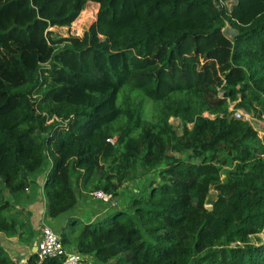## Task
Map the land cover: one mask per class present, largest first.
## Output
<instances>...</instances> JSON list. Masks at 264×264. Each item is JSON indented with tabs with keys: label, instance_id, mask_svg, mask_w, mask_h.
I'll use <instances>...</instances> for the list:
<instances>
[{
	"label": "trees",
	"instance_id": "16d2710c",
	"mask_svg": "<svg viewBox=\"0 0 264 264\" xmlns=\"http://www.w3.org/2000/svg\"><path fill=\"white\" fill-rule=\"evenodd\" d=\"M90 1L83 36L53 31ZM231 105L264 120V0H0V233L31 232L17 205L47 160L53 219L156 172L66 224L82 264H264V139Z\"/></svg>",
	"mask_w": 264,
	"mask_h": 264
},
{
	"label": "crops",
	"instance_id": "0c3cea01",
	"mask_svg": "<svg viewBox=\"0 0 264 264\" xmlns=\"http://www.w3.org/2000/svg\"><path fill=\"white\" fill-rule=\"evenodd\" d=\"M47 172L41 173L39 176L40 188L37 192L27 191L24 193L25 203L23 205H17L18 208L23 210L27 220L31 224V232L24 230L20 231V235L8 236L5 233H0V243L7 250L10 256L17 262H26L30 255L37 252L36 247L40 238V231L42 224L47 223L56 229L58 233H61L66 224L72 220V218H79L85 223H95L102 220L110 212L114 211L115 206L111 207L102 201L93 199L91 196L80 197L78 205L70 212L50 221L47 216L48 201L43 190V184L46 179ZM124 185V184H123ZM122 187H120L121 190ZM119 190V192H120ZM121 195L118 193L117 197ZM122 196H119V198ZM120 207V205H119ZM122 208L125 209V204ZM49 218V219H48ZM55 223V224H54ZM68 248L75 250L74 245L67 246ZM85 258L84 255H82ZM92 258L91 256H87Z\"/></svg>",
	"mask_w": 264,
	"mask_h": 264
},
{
	"label": "built area",
	"instance_id": "2783aa9c",
	"mask_svg": "<svg viewBox=\"0 0 264 264\" xmlns=\"http://www.w3.org/2000/svg\"><path fill=\"white\" fill-rule=\"evenodd\" d=\"M230 110L234 111L236 118L249 121L258 131L260 136L264 139V120L257 118L252 113L247 112L243 108L235 109L234 105H231ZM93 198L101 200L103 203L110 206H119L118 198L112 192H107L103 189L95 190L91 193ZM264 236V231L261 234ZM39 256V264L47 257H60L62 264H82V255L70 248H68L60 233L54 230V228L44 223L42 224L40 231V238L37 243V252Z\"/></svg>",
	"mask_w": 264,
	"mask_h": 264
},
{
	"label": "rangeland",
	"instance_id": "374dc122",
	"mask_svg": "<svg viewBox=\"0 0 264 264\" xmlns=\"http://www.w3.org/2000/svg\"><path fill=\"white\" fill-rule=\"evenodd\" d=\"M96 4H98V3L92 2V1L88 2L87 6L85 8L83 19L79 20V17H80V15H79V17L73 22V24L70 27H54V28H52L53 31L56 32L58 35H61V36H69V35L83 36L84 32L86 30H88L89 27L91 26V24L93 22H95L97 19L99 4H98V8L96 7L97 6ZM90 11L92 12L91 18H90ZM227 27H230V26H227ZM256 117L259 118L258 116H256ZM171 121L175 126L180 125V120L177 118H172ZM49 166H50V162H49V160H47L45 163L44 169H43L44 173L47 170V168H49ZM156 174H157L156 172H153L151 175H148L147 177L142 176L143 178L141 177V178H139V180L125 183L119 192L121 194L119 196H122V199H121V197L119 198V196H118L117 197L118 198L117 204H119L120 206H123V204H125V207H126L127 203L131 201L134 194H137V189L140 187V184H142L144 182H146V183L152 182V179L155 178L153 176ZM149 176H151V177H149ZM140 188H143V187H140ZM138 195H139V193H138ZM97 200H99V199H97ZM100 201L101 200H99L97 202H100ZM208 207H210V206H208ZM128 211H132V209L129 208ZM49 220L55 221V219H53V218H50ZM52 227H53V224H52ZM79 229H80V226H79ZM253 240L256 241V239H253Z\"/></svg>",
	"mask_w": 264,
	"mask_h": 264
},
{
	"label": "water",
	"instance_id": "95a60500",
	"mask_svg": "<svg viewBox=\"0 0 264 264\" xmlns=\"http://www.w3.org/2000/svg\"><path fill=\"white\" fill-rule=\"evenodd\" d=\"M225 33L228 35V36H230V37H232V38H235L237 35H238V30H236V29H233L232 27H227L226 29H225ZM36 250H37V247H36Z\"/></svg>",
	"mask_w": 264,
	"mask_h": 264
}]
</instances>
